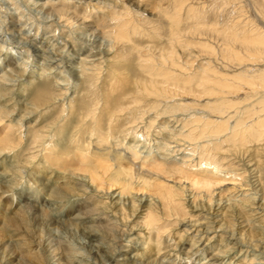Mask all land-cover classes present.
Returning a JSON list of instances; mask_svg holds the SVG:
<instances>
[{"label":"clouds","instance_id":"obj_1","mask_svg":"<svg viewBox=\"0 0 264 264\" xmlns=\"http://www.w3.org/2000/svg\"><path fill=\"white\" fill-rule=\"evenodd\" d=\"M0 264H264V0H0Z\"/></svg>","mask_w":264,"mask_h":264},{"label":"rangeland","instance_id":"obj_2","mask_svg":"<svg viewBox=\"0 0 264 264\" xmlns=\"http://www.w3.org/2000/svg\"><path fill=\"white\" fill-rule=\"evenodd\" d=\"M149 15H152V13L150 12ZM134 43H138V42H134ZM194 53H197L198 54V50L197 49H193L192 50ZM196 65L199 66L200 65V61L197 60L196 61ZM186 100H190L191 98H185Z\"/></svg>","mask_w":264,"mask_h":264},{"label":"bare ground","instance_id":"obj_3","mask_svg":"<svg viewBox=\"0 0 264 264\" xmlns=\"http://www.w3.org/2000/svg\"><path fill=\"white\" fill-rule=\"evenodd\" d=\"M237 47H239V45ZM241 95H243V94H241Z\"/></svg>","mask_w":264,"mask_h":264}]
</instances>
